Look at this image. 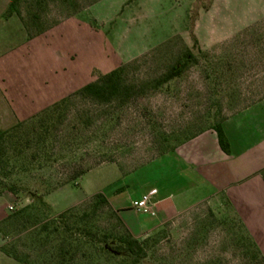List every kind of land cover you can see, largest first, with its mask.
Wrapping results in <instances>:
<instances>
[{"label": "rangeland", "instance_id": "rangeland-1", "mask_svg": "<svg viewBox=\"0 0 264 264\" xmlns=\"http://www.w3.org/2000/svg\"><path fill=\"white\" fill-rule=\"evenodd\" d=\"M15 8L31 30L79 14L87 50L95 43L86 66L96 74L122 67L127 89L110 102L73 94L5 140L0 196L12 195L13 209L2 249L27 264L53 263L63 237L46 239L53 217L82 212L99 192L113 204L127 201L141 190L117 187L136 178L131 172L264 98V0H19ZM188 53L180 75L156 86ZM77 170L86 174L68 182ZM94 223L93 233L128 234L140 250L129 253L112 239L83 245L72 264H260L243 256L244 231L221 198L152 220L109 202Z\"/></svg>", "mask_w": 264, "mask_h": 264}, {"label": "crops", "instance_id": "crops-1", "mask_svg": "<svg viewBox=\"0 0 264 264\" xmlns=\"http://www.w3.org/2000/svg\"><path fill=\"white\" fill-rule=\"evenodd\" d=\"M10 3L11 0H0V132L14 128L96 80V67L86 66L84 60L86 54L95 55V43L92 49L86 48L85 19L71 14L56 24L31 30L22 16L6 13ZM220 124L230 154L222 151L217 134L208 129L131 172L137 176L130 184H118L123 190L141 188L127 198L129 203L126 199L109 202L118 208L125 203L133 211L131 201L155 189L156 217L139 215L152 220L221 198L264 256V98L246 105ZM12 199L10 194L0 196V264H23L2 250V226L10 215ZM123 218L128 220L130 216Z\"/></svg>", "mask_w": 264, "mask_h": 264}, {"label": "trees", "instance_id": "trees-1", "mask_svg": "<svg viewBox=\"0 0 264 264\" xmlns=\"http://www.w3.org/2000/svg\"><path fill=\"white\" fill-rule=\"evenodd\" d=\"M17 1L19 0H11V3L9 4V7L6 12L7 14L15 12ZM23 21L25 25L29 27L27 22H25V20ZM32 22L38 24L37 20ZM188 57H190V54L189 53L185 54L184 61L182 62V64H180V62H177V64L173 66L167 74H165L160 79L155 81V85L159 86L165 84L170 80L178 77L180 73L183 71L182 69L184 68L185 60L188 59ZM94 75L96 76V80L86 85L82 89H80L77 93L74 94L75 96L81 97L83 99H89L94 102H110L113 98H115L120 94L122 95L127 94L126 93L127 89L123 84L122 67H118L108 73L96 74L95 72ZM68 98H65L55 103L50 108L55 110L58 109V107H60L61 104H64L65 102L68 101L67 100ZM20 124L21 123L17 124L14 128L8 131L0 132V160L6 158V149L3 147L5 140L9 138L12 132L16 131L18 127H20ZM212 129L217 134L219 146L222 149V151L225 152L226 154H230L229 144L222 130L221 124L220 123L215 124ZM46 132L47 131L45 130L44 133ZM44 140L45 139H41L42 142H45ZM37 157H38L37 151L32 153L30 155V164L33 163L34 161H37L36 160ZM85 174L86 171L83 170L74 171L71 174V176L68 178V182H74L75 180L79 179ZM61 184H62L61 182H57L54 186L50 184L49 190H52L54 187L60 186ZM9 190L13 191V188L9 187ZM108 206H109V202L107 198L101 193L96 194L93 197L92 202L87 207V209L83 210L82 212H78L74 209H68L56 215L50 220L49 224L53 226V229L50 232L46 233L48 231L47 226L41 229V232L46 233L45 236L46 239H48L52 234H57L54 240L58 239L60 236L61 237L63 236L62 242L59 245V249H57V253L53 257L52 264H72V261L75 260L78 251L82 248L83 245H95L96 243L106 244L110 240L114 239L113 236H110L107 233L98 235L97 232L94 233L92 232L93 231L92 228H94L93 226L95 224L94 221L95 218L97 217V213L105 208H108ZM227 206L232 210V212H234L229 205ZM25 211L26 210H23L22 212H18L11 218L20 217L22 216V213H24ZM210 216L212 217V214H210ZM237 220L241 225V229L244 231L241 233L238 240L239 245L245 251L243 252V256L244 257L250 256L252 260L258 261L260 262V264H264V256L262 255L260 249L258 248V246L256 245V243L254 242V240L248 233L247 229L244 227V225L242 224V222L239 220L238 217ZM27 221H29V217H27ZM114 240L119 243L120 249H123L124 251H127L129 253H132L135 248L140 250L138 241L128 234L119 236ZM103 251H105L104 248H100V252L102 254L104 253ZM5 253L9 255L7 252ZM107 253L109 255L111 254L110 252ZM11 257H13L15 260L23 264L28 263L26 261H22L21 258H19L17 255Z\"/></svg>", "mask_w": 264, "mask_h": 264}, {"label": "built area", "instance_id": "built-area-1", "mask_svg": "<svg viewBox=\"0 0 264 264\" xmlns=\"http://www.w3.org/2000/svg\"><path fill=\"white\" fill-rule=\"evenodd\" d=\"M156 190L152 189L151 191L143 194L140 198L131 201V208L133 211L139 215H148L151 217H156L154 196ZM13 207L9 206V210H12Z\"/></svg>", "mask_w": 264, "mask_h": 264}]
</instances>
